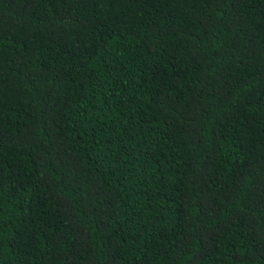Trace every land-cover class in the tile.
<instances>
[{
  "label": "trees",
  "instance_id": "16d2710c",
  "mask_svg": "<svg viewBox=\"0 0 264 264\" xmlns=\"http://www.w3.org/2000/svg\"><path fill=\"white\" fill-rule=\"evenodd\" d=\"M0 264H264V0H0Z\"/></svg>",
  "mask_w": 264,
  "mask_h": 264
}]
</instances>
